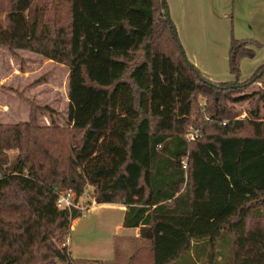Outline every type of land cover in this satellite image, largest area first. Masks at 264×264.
I'll list each match as a JSON object with an SVG mask.
<instances>
[{
  "label": "trees",
  "instance_id": "1",
  "mask_svg": "<svg viewBox=\"0 0 264 264\" xmlns=\"http://www.w3.org/2000/svg\"><path fill=\"white\" fill-rule=\"evenodd\" d=\"M166 12L165 0H0L1 48L68 67L63 125L21 94L28 119L0 122V264L77 262L67 237L82 209L56 205L67 189L84 206L125 205L122 225L147 243L126 264H264V62L240 69L263 44L230 35L233 78L214 81Z\"/></svg>",
  "mask_w": 264,
  "mask_h": 264
},
{
  "label": "rangeland",
  "instance_id": "2",
  "mask_svg": "<svg viewBox=\"0 0 264 264\" xmlns=\"http://www.w3.org/2000/svg\"><path fill=\"white\" fill-rule=\"evenodd\" d=\"M167 13L173 22L179 42L190 62H192L205 76L215 80H230L232 75L228 71L227 47L230 35L234 33L242 21V15L249 12V1L243 0V7L238 6V0H165ZM246 37V36H243ZM263 46L255 51L253 58H243L248 64L264 62V40H259ZM20 58L13 56L7 49L0 48V96L11 106L16 105L22 110L23 115H28V106L17 96V91L26 92L27 97L33 98L38 104H50L62 113L54 114L55 120L63 125L65 113L68 107L66 102L67 74L68 67L61 63H56L43 59L36 53L18 52ZM36 54V55H34ZM39 56V57H38ZM259 61V62H258ZM241 64V61H240ZM25 67L27 77L22 76L20 67ZM241 68L242 79L247 78L253 69ZM44 84L33 88L31 91L27 87L32 81L40 79ZM210 79V78H209ZM211 79V80H212ZM257 87V86H256ZM255 87V88H256ZM30 91V93H28ZM251 89L247 90L250 92ZM250 101L234 103V109L238 112L237 117L243 118L247 114V108L251 107ZM18 114L17 111H15ZM62 116H61V115ZM20 119V118H19ZM27 119V116L24 120ZM3 122H16L12 118L0 117ZM39 123L49 122L48 113L39 114ZM192 137V136H191ZM13 153H10V156ZM217 195L220 193L217 191ZM87 196L84 197V200ZM92 202V201H91ZM88 207L85 206L84 210ZM80 226V225H79ZM80 229V228H79ZM108 230V226H107ZM76 229L71 231V237L77 236ZM224 234V233H223ZM217 240V260L228 254L230 239L223 235ZM121 239L115 238L114 260L112 262L93 261L91 264H126L129 255L142 243L136 242L132 238L129 241L127 251L122 249ZM77 243L78 240L75 238ZM81 242V241H80ZM147 243H144L146 245ZM75 264H82L77 261Z\"/></svg>",
  "mask_w": 264,
  "mask_h": 264
},
{
  "label": "crops",
  "instance_id": "3",
  "mask_svg": "<svg viewBox=\"0 0 264 264\" xmlns=\"http://www.w3.org/2000/svg\"><path fill=\"white\" fill-rule=\"evenodd\" d=\"M248 1H249V8H248L249 12L247 15L239 16L241 17L242 21L240 22V25L234 34L236 36H241V37L248 36V37H253L257 40L258 39L264 40V0H248ZM243 2H244L243 0H238V6L243 7ZM18 52L32 53L26 50H17L16 53L18 54ZM16 58H20L19 54ZM43 59L51 61L47 58H43ZM248 63L249 62H247L245 59H242L240 64L241 68L242 69L246 68V70L249 71L252 68H254L257 64V62H252V64H248ZM19 71L22 72L23 77H27V74H29V72H27L26 68L23 66L19 68ZM208 78L212 79L211 77ZM36 81L37 83H33ZM215 81H226V80H215ZM42 84H44V82L40 78L35 81H32L30 84H28L27 87L31 91L33 88L39 87ZM1 85L2 83L0 82V86ZM30 91H28V93H30ZM16 93L18 98L23 103L25 102L21 98V95L36 103L33 98L27 97L25 95L26 92L21 90V91H17ZM2 98L3 96H0V117H5L9 119L12 118L13 120H18V121L16 122L0 121V122L17 123L19 121H26L28 119L29 109H28V115L26 114L23 115L22 110L19 107H17L16 105L10 107V105H8L5 102V100ZM66 102H68L67 93H66ZM38 105H49L51 108L56 110L50 104H38ZM15 111H17L18 114H16ZM56 111L60 112V110H56ZM26 116L27 119L24 120ZM125 211H126L125 205L120 203H95L94 201H92L90 204H88V207L85 210L83 209L81 215L78 218H76L71 224L70 233L67 237V244L70 250L71 257L74 260L81 262L82 264H91L90 262L93 261L112 262L115 256L114 254L115 238L121 239L120 241L122 244V249L125 251H127V247L129 245V241L131 240V238L136 242L139 241L140 243H142L140 246L144 245L146 241H144L139 237L137 227H124L122 225ZM107 226H108V230H107ZM75 229L76 232L79 231V233H77V236L76 237L74 236L73 238L71 237V231ZM75 238H77L79 243L75 241Z\"/></svg>",
  "mask_w": 264,
  "mask_h": 264
},
{
  "label": "built area",
  "instance_id": "4",
  "mask_svg": "<svg viewBox=\"0 0 264 264\" xmlns=\"http://www.w3.org/2000/svg\"><path fill=\"white\" fill-rule=\"evenodd\" d=\"M56 205L59 208H65L70 210L73 207H77L80 209H84L85 206L83 201L79 200V202L74 201V192L71 189L59 191L56 197Z\"/></svg>",
  "mask_w": 264,
  "mask_h": 264
},
{
  "label": "water",
  "instance_id": "5",
  "mask_svg": "<svg viewBox=\"0 0 264 264\" xmlns=\"http://www.w3.org/2000/svg\"><path fill=\"white\" fill-rule=\"evenodd\" d=\"M166 14L168 15V13L166 12Z\"/></svg>",
  "mask_w": 264,
  "mask_h": 264
}]
</instances>
